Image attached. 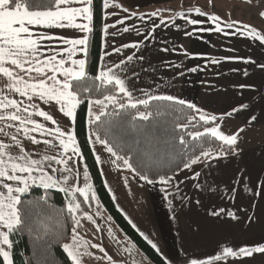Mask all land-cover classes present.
<instances>
[{
    "label": "crops",
    "instance_id": "crops-1",
    "mask_svg": "<svg viewBox=\"0 0 264 264\" xmlns=\"http://www.w3.org/2000/svg\"><path fill=\"white\" fill-rule=\"evenodd\" d=\"M107 2L109 7H103L97 74L102 67L125 60L126 71L122 75L127 77V86L135 98H145V92L175 96L217 116L216 123L226 134L243 130L239 132L238 155L211 153V158H201L191 168H183L170 176L172 179L167 184L160 180L149 183L133 171L113 164L115 157L95 142L94 115H89L88 104L87 139L116 208L149 245L156 246L153 248L168 263V255L174 259L175 255L181 254L187 261L206 259L222 247H250L264 243V69L260 67L264 64V43L247 36L243 25H251L262 34L264 31L256 24L240 21L229 28V22L235 20L220 18L213 21L209 7L189 4L185 0ZM175 2L185 3L170 5ZM197 7L203 14L194 10ZM134 12L137 15L133 16ZM118 20L123 23H116ZM191 20L198 22L192 24ZM77 22L87 21L78 18ZM105 25L109 27L105 28ZM126 27L130 29L127 32L123 31ZM52 31L69 38L88 36V33L72 28ZM125 44H136L137 47L123 48ZM115 48L120 51H113ZM105 52L109 55L105 56ZM86 56L87 53L77 52L73 58L86 60ZM128 56L134 59L127 61ZM241 84L251 87L240 88ZM241 105L247 107L241 108ZM39 106L53 114L61 128L74 134V119L63 116L57 105L41 103ZM234 108L237 111L233 112ZM91 111L98 113L101 107L92 105ZM253 116L255 120H251ZM35 118L54 127L42 117ZM6 131L12 134L14 130ZM35 135L39 140L45 138ZM21 139L31 153L47 151L50 155H59L43 143L33 145L22 136ZM0 140L8 142V137L0 134ZM69 155L73 162H78L72 167L80 172L78 183L82 186L86 168L83 157L81 153L79 157L71 152ZM88 182L92 184L90 175ZM53 188L59 190V187ZM92 201V214L85 213L78 219L79 226L83 225L78 235L81 252L90 253L91 237L93 245L99 247L92 245L96 254L88 262L110 264L116 261V243L125 242L97 196ZM213 212L218 214L213 215ZM229 212L236 219L230 217ZM83 256L88 260V255ZM217 264H264V255L229 258L227 262Z\"/></svg>",
    "mask_w": 264,
    "mask_h": 264
},
{
    "label": "snow or ice",
    "instance_id": "snow-or-ice-1",
    "mask_svg": "<svg viewBox=\"0 0 264 264\" xmlns=\"http://www.w3.org/2000/svg\"><path fill=\"white\" fill-rule=\"evenodd\" d=\"M92 3L93 0H0V124L3 125L0 127V134L8 137V142L0 140V264H14L12 236L15 233L36 231V241L43 244L52 231V227L44 221H40L39 226L36 225L39 214L22 199L23 194L27 193L32 185L39 183L44 189L59 187V190L68 196L67 209L73 214L74 220V214L81 207L76 199L77 194L83 197L85 202L96 198L92 184L88 182L87 169L85 168L83 172L84 183L81 186L78 183L80 172L72 167L73 163L78 162H73L69 152L77 157L80 156L74 134L61 128L53 114L39 106L41 103L57 105L58 111L63 116L74 119L75 110L82 103V94L91 97L97 91L107 92L108 94L100 99L87 100L89 115H94L93 122H99L96 123L97 131L93 133L95 142L115 157L112 160L113 164L122 162L123 167L137 173L141 180L149 183L152 181L149 180L147 173L151 169L138 171L134 166V159L141 163L145 159L157 161L166 159L169 155L167 150L161 156L158 147L154 148L161 143L166 149L170 147L171 154L175 156H180L181 153L186 155L187 150L192 147L184 135L178 137L177 146L175 144L177 137L167 131L166 123L163 127L151 128L136 123L145 121L151 124L152 119L155 118H160L158 123L166 121L173 109L163 102L186 106L191 110L183 117L187 123H176L175 128L184 130L192 141L202 140L208 143L206 138L211 137L212 140L228 146L233 154H239L238 140L242 129L236 133L226 134L220 124L216 123L217 116L207 114L195 104L175 96L152 95L150 92H145V98H135L127 86V77L122 75L126 71L125 60L102 67L89 83L86 60L73 58L77 52L87 53L88 36L69 38L57 35L52 30L72 28L90 33ZM104 7H109L107 0ZM194 10L203 14L198 7ZM123 11L127 12L128 9ZM132 15L135 16L137 13L134 12ZM177 15L184 14L177 13ZM260 16L264 18V11L260 12ZM78 18L87 22H77ZM210 19L219 21L220 17L212 15ZM197 22L190 21L192 24ZM116 23L120 24L123 21L118 20ZM237 23L231 21L228 27H234ZM108 27L105 25V28ZM243 29L246 30L247 36L264 43V34L260 30L248 24L243 25ZM129 30L127 27L123 29L125 32ZM219 30L217 28V31ZM53 41L56 43L52 44ZM122 47H137V45L125 44ZM113 51L119 52L120 49L115 48ZM104 55L108 56L109 53L105 52ZM126 59L132 61L134 57L128 56ZM260 67L264 69V64ZM96 81L99 83L97 84ZM239 87L251 86L241 84ZM92 105L100 106L101 111L93 114ZM110 106L113 111L105 112L104 109ZM141 107L145 110L141 111ZM130 110H135V114L133 115ZM232 111L235 112L237 109L234 108ZM102 116L110 118L104 121L101 119ZM35 117H42L54 127H48ZM255 119V116L251 118V120ZM209 124L212 126H207ZM189 125L194 129L200 125L203 131H188ZM6 129L14 131L10 134ZM35 134L45 138L39 140ZM21 136L30 140L33 145L43 143L59 155H50L47 151L31 153L26 150ZM177 147L179 151L176 150ZM201 158H211V153L204 150L200 151L199 156L193 153L188 161L184 162V169L191 168L201 161ZM97 160L99 161V157ZM196 175L198 176L199 173ZM171 179L172 177L160 176V181L165 184ZM228 215L236 219L233 213L229 212ZM76 223L79 225V221ZM40 232H43V235ZM73 233L71 242L64 243L62 247L72 264H83L82 256L90 253L81 252L82 245L77 240L79 233L75 228ZM93 247L99 246L93 245ZM153 247L156 246L153 244ZM255 254L264 255V243L250 247H222L217 254L206 259L189 260L188 264H217L220 261L227 262L229 258H247ZM43 264H47V261Z\"/></svg>",
    "mask_w": 264,
    "mask_h": 264
},
{
    "label": "trees",
    "instance_id": "trees-1",
    "mask_svg": "<svg viewBox=\"0 0 264 264\" xmlns=\"http://www.w3.org/2000/svg\"><path fill=\"white\" fill-rule=\"evenodd\" d=\"M103 7L104 0H93L92 21L90 24L92 31L88 33V50L86 56V69L89 76V83H91L92 78L97 75L103 24ZM96 83L98 84L99 81H96ZM107 94V92L100 91L94 92L91 97H88L87 94H82V103L78 105L75 110V118L73 122V131L76 142L90 175L94 192L101 202L105 213L148 260L153 264H168V262L165 261L164 258L159 255L139 233L136 232L120 211H118L104 185L100 170L92 153L86 133L88 111L87 100L89 98L100 99L103 95ZM163 103L173 109L171 114L167 116L166 121L158 123L160 118H155L152 119L151 124L145 121H137L136 123L150 128L157 126L163 127L164 123H166L167 131L169 133H174L177 137L175 141L177 146L179 145L178 137L184 135L186 141L192 147L187 150L186 155L181 153L180 156H175L171 154L170 147L166 149L165 145L161 143L158 146H154V148L158 147L161 156H163L164 152L167 150L169 155L166 159L159 161L145 159L143 163L134 159L133 163L138 171H146L149 168L151 169V171L147 173L149 175V180L155 181L160 180V176L170 177L174 175L184 168V162H187L188 158L191 157L193 153L196 156H199L201 150L209 151L212 154L220 153V155H229L232 153L229 151L228 146L223 145L220 141L212 140L211 137L206 138L208 143H205L202 140L192 141V138L187 136L184 130L175 128L176 123H187L183 117L186 113H190L191 110L186 106L171 105L169 102ZM140 110L144 111L145 109L141 107ZM152 110H155V106ZM104 111L110 113L113 111V108L110 106L109 108L104 109ZM130 111H132L133 115L135 114V110ZM109 118V116L101 117L104 121H107ZM96 123L99 122L92 121L93 132L97 131ZM194 130L203 131V127L198 125L197 128L194 129L189 125L188 131ZM176 150L179 151V147H177ZM116 165L119 167L123 166L122 162H117ZM22 199L26 204L32 206L35 213L39 214V219L36 221V225L39 226V222L44 221L52 227V231L45 238L43 244L36 241V231L31 233L28 231L15 233L12 236L14 241V264H43L44 261H47V264H72L70 258H68L67 254L64 252L62 245L70 241L77 218L91 211L93 207L92 199L85 202L84 198L77 194L76 199L81 204V207L74 214L75 220L73 219V214L69 213L67 209L68 196L58 189H44L39 185H32L29 191L23 194ZM40 234L43 235V232H40Z\"/></svg>",
    "mask_w": 264,
    "mask_h": 264
},
{
    "label": "rangeland",
    "instance_id": "rangeland-1",
    "mask_svg": "<svg viewBox=\"0 0 264 264\" xmlns=\"http://www.w3.org/2000/svg\"><path fill=\"white\" fill-rule=\"evenodd\" d=\"M176 1H180V0H176ZM185 2L189 4L191 3L197 4L203 7H209L213 15L219 16L220 18H223V19L235 20V21H240L243 23L246 22V23L256 24L258 27H260L264 31V18L260 16V12L264 11V0H211V2H209V0H195V1L185 0ZM185 2H182V3H185ZM180 3L181 2L179 3L175 2L174 4H170V5H175V4H180ZM89 214H92V211H90ZM79 217L77 218V221ZM88 223L89 225H91V222H88ZM82 227L83 225L79 226L77 225V223H75L74 225V228L76 229V232L78 233H79V229H81ZM106 227H107V223L106 225L104 224V228ZM117 232L119 236L121 237V239L124 240L125 243L124 244L116 243L117 244L116 248L118 249L116 261L111 262L110 264H153L139 251V249L129 240V238L126 235H124V233H122L120 229H118ZM111 237L113 239L112 235ZM118 239L120 241V238ZM77 240L80 241L79 237H77ZM92 240L93 238L90 237V241H89L90 254L88 255V258H87L88 260H85L84 258L85 256H82L83 264H96L93 261L88 262L96 254L94 248L92 247L93 245ZM69 242H71V239ZM168 257H169L168 264H188L187 259L184 258V256L181 254L180 256L175 255L174 259H173V256L170 257L168 255ZM105 264H109V263L105 262Z\"/></svg>",
    "mask_w": 264,
    "mask_h": 264
}]
</instances>
